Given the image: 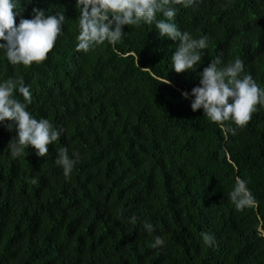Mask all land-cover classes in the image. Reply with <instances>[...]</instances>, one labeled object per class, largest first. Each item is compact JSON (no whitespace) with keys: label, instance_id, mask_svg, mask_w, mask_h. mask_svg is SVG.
Wrapping results in <instances>:
<instances>
[{"label":"trees","instance_id":"1","mask_svg":"<svg viewBox=\"0 0 264 264\" xmlns=\"http://www.w3.org/2000/svg\"><path fill=\"white\" fill-rule=\"evenodd\" d=\"M21 7L25 19L33 8L62 11L64 33L31 67L10 65L0 52V80L23 78L32 114L65 131L47 157L29 147L11 158L16 132L0 126V264H264V107L233 136L181 96L217 55L242 59L264 87V0L178 6L181 30L209 37L201 63L182 73L171 64L178 42L154 26H124L116 46L83 53L75 0ZM61 146L81 156L67 179L55 163ZM238 178L256 199L244 211L229 199ZM145 223L163 247H152Z\"/></svg>","mask_w":264,"mask_h":264},{"label":"clouds","instance_id":"2","mask_svg":"<svg viewBox=\"0 0 264 264\" xmlns=\"http://www.w3.org/2000/svg\"><path fill=\"white\" fill-rule=\"evenodd\" d=\"M202 3L203 0H75L79 10L76 51L88 53L105 43L116 46L127 34L124 26H154L161 37L178 42L171 57L174 71H194L202 61L204 50L209 47V37H195L189 31L181 30L175 18L178 6L195 8ZM22 12L21 0H0V52L10 65L31 67L49 58L57 39L64 33L65 16L62 11L49 15L33 8L32 18L25 19ZM199 77V85L191 92H182L181 96L184 99L191 97V110L202 109L204 116L224 126L226 133L236 135L237 130L247 127L253 114L264 107V87L246 71L242 59L225 62L217 55ZM31 103V85L23 78L0 80V126L16 132L8 144L11 158L25 157L29 147L35 149L38 157H47L49 145L64 134L61 125L54 127L47 118L37 119L29 110ZM6 121L9 123L5 125ZM80 159L79 152L73 151L70 155L69 149L61 146L55 163L67 179ZM248 184L247 179L238 178L229 192V199L237 211H244L256 203ZM136 222L137 217L130 218V223ZM145 230L153 237V248L164 246V238L154 235L155 226L145 223ZM202 239L209 246L215 243V237L208 233L202 234Z\"/></svg>","mask_w":264,"mask_h":264}]
</instances>
